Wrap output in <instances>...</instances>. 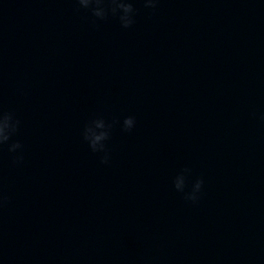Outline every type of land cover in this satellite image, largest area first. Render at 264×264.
Segmentation results:
<instances>
[{"label":"water","instance_id":"obj_1","mask_svg":"<svg viewBox=\"0 0 264 264\" xmlns=\"http://www.w3.org/2000/svg\"><path fill=\"white\" fill-rule=\"evenodd\" d=\"M73 0H0V264H264V0L137 3L129 29ZM115 125L110 163L83 141ZM203 177L198 204L172 181Z\"/></svg>","mask_w":264,"mask_h":264},{"label":"clouds","instance_id":"obj_2","mask_svg":"<svg viewBox=\"0 0 264 264\" xmlns=\"http://www.w3.org/2000/svg\"><path fill=\"white\" fill-rule=\"evenodd\" d=\"M77 5L76 11H84L90 14L93 26L99 27L100 22L114 18L123 29H129L136 23L139 9L135 5L139 2L144 9L155 12L160 0H73ZM264 119V116L261 117ZM120 125L123 132H131L135 125L134 116H126L122 121H108L103 116H94L88 120L81 131L83 141L88 145L92 153L97 154L100 163H110L111 154L107 146L113 127ZM21 120L13 110L5 109L0 100V157L6 149L12 156L13 165H20L24 161V145L19 139H15L20 132ZM203 177L192 179V169L182 168L173 178L172 184L176 192L182 198L193 205L199 203L204 187ZM7 197L0 189V209H3Z\"/></svg>","mask_w":264,"mask_h":264}]
</instances>
